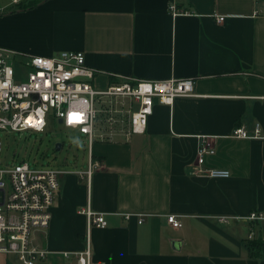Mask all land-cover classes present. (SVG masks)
<instances>
[{"label": "crops", "instance_id": "0c3cea01", "mask_svg": "<svg viewBox=\"0 0 264 264\" xmlns=\"http://www.w3.org/2000/svg\"><path fill=\"white\" fill-rule=\"evenodd\" d=\"M0 46L23 57L83 51L100 89L196 78L197 96L156 101L145 133L96 139L90 178L64 168L50 226L33 233L49 251L35 264H77L63 253L84 248L89 204L108 222L92 230L95 264H264L244 244L254 226L232 219L264 211V0H0ZM256 124L257 138L231 136ZM203 135L216 137L207 164L231 177L194 172ZM254 230L264 238V223ZM0 264L23 263L0 253Z\"/></svg>", "mask_w": 264, "mask_h": 264}, {"label": "built area", "instance_id": "2783aa9c", "mask_svg": "<svg viewBox=\"0 0 264 264\" xmlns=\"http://www.w3.org/2000/svg\"><path fill=\"white\" fill-rule=\"evenodd\" d=\"M171 9L178 13L175 5ZM217 19L222 22L225 16ZM19 65L29 70L24 81L17 80L15 68ZM97 73L87 64L83 51L23 57L17 50L0 46V253L16 255L23 264H35L49 255L47 249L32 243V237L34 231L49 228L60 178L68 171L32 166L25 157L2 162L3 132H44L49 116L62 120L60 123L88 140L89 166L79 174L90 178L100 165L91 156L96 139L145 133L156 101L172 106L178 97L197 96L195 77L126 80L100 89L92 83ZM260 134L259 124L252 133L241 125L231 136L257 138ZM215 138L200 136L194 172L211 178H229L230 169L207 164L208 157L216 153ZM81 212L87 216L84 248L63 254L75 257L77 264H95L92 230L105 228L108 222L105 214L94 211L90 204ZM133 215L138 216L139 223L144 221L143 213H125L126 218ZM231 218L217 217L220 222H229ZM232 219L253 225L248 235L253 239L255 225L264 223V211L253 210ZM167 220L175 228L183 225L181 215L168 214Z\"/></svg>", "mask_w": 264, "mask_h": 264}, {"label": "rangeland", "instance_id": "374dc122", "mask_svg": "<svg viewBox=\"0 0 264 264\" xmlns=\"http://www.w3.org/2000/svg\"><path fill=\"white\" fill-rule=\"evenodd\" d=\"M7 8V9H6ZM8 12L12 7H6ZM17 80L26 79L28 69L22 65L15 68ZM2 162L26 158L32 166L88 169L90 149L88 140L77 130L66 127L54 117H48L44 132H3ZM62 143L60 150L55 148Z\"/></svg>", "mask_w": 264, "mask_h": 264}, {"label": "trees", "instance_id": "16d2710c", "mask_svg": "<svg viewBox=\"0 0 264 264\" xmlns=\"http://www.w3.org/2000/svg\"><path fill=\"white\" fill-rule=\"evenodd\" d=\"M33 2L31 4H35ZM19 10H26L33 7H17ZM13 12V11H12ZM250 256L262 257L264 256V238L262 236L254 237L253 239H247L244 241Z\"/></svg>", "mask_w": 264, "mask_h": 264}, {"label": "water", "instance_id": "95a60500", "mask_svg": "<svg viewBox=\"0 0 264 264\" xmlns=\"http://www.w3.org/2000/svg\"><path fill=\"white\" fill-rule=\"evenodd\" d=\"M60 122H62V120H60ZM61 147H62V143H61V142H58V143L56 144V146H55V148H56L57 150H60ZM174 243H176V242H174Z\"/></svg>", "mask_w": 264, "mask_h": 264}]
</instances>
